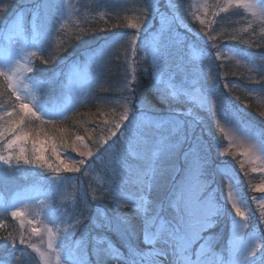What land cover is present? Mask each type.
<instances>
[{
	"label": "rangeland",
	"instance_id": "374dc122",
	"mask_svg": "<svg viewBox=\"0 0 264 264\" xmlns=\"http://www.w3.org/2000/svg\"><path fill=\"white\" fill-rule=\"evenodd\" d=\"M153 1L0 0V61L3 60L5 49L9 45L6 37L9 34L8 26L10 22L13 21L17 14L22 11L27 24L31 20L32 13L34 11H38L45 26V35L41 41V47L45 50L40 51L39 48L26 47V51H39V56L32 58V67L35 70L34 73H27L26 75L29 77L34 76L37 79L45 81V83L41 85V88L38 89L40 100L43 101L50 109L63 112V116L55 117V119L57 120V124H64L68 122L65 126H62V128L68 130L63 134L65 136L64 145L67 146L69 144L72 149V146L74 145L75 148L80 149V152H86L88 150L93 152V156L91 157H82L81 160L85 161L83 165L77 163L76 166L80 167L79 172L61 171L59 174L61 180L55 183L52 181V176L54 173L50 171L45 172L43 169L37 168L33 165H22L20 170H13L7 175L0 173V224L3 225V227H0V234L2 237L6 236L9 232H12L13 235H17L20 231H23L26 241H28L30 244L37 245L41 251H47V235L43 229L45 224L50 223L47 216V212L50 207L56 219V223L52 225L54 229L57 226L63 228L66 224L73 223L77 219L81 221L80 226L74 235H69L63 238L65 250L61 252V264H66L68 249L72 250L74 256L80 257L81 246L78 243V237L81 232L86 233L87 240V242L83 244V258L85 260L90 259L93 263L95 258L93 257V243L90 241V239H93V237L106 235L107 233L106 230L97 226L96 220L98 211L102 210L109 216H112L117 212H122L127 213L134 219H138L135 212L132 210L131 205L127 208L117 207L115 204L111 203L110 195L104 193V189L108 187V181H112L114 184L120 183V181L115 180L112 175V168L114 165L108 163V156L112 152L119 150V152L124 156L127 165L131 169L135 170L141 165H146L151 150L154 144L158 141H166L168 146L171 148V151L163 158V167L166 171L160 179V184L153 188V190L159 189L167 192L159 195V197L156 199L151 196V198L154 200L165 201L163 209L164 215H173V210L167 207L166 198L171 192L175 191L180 186L181 181L184 179L187 169L185 154L190 151L191 148L189 147L196 140L199 141L204 153L207 155V166H217L216 163L220 164L221 160L225 159L224 156L218 153V149L219 152H223L225 149L228 150L226 159L229 163H235L240 167L239 162L244 160L245 163L242 171L247 173L248 177L245 178L241 170H235L236 175L239 177L240 188L246 193V196L245 194L244 196L245 198L249 199L252 208H257V203L251 201L252 197H255L256 195V201L264 200V192H260L255 188L256 185L264 184V173L251 172V168L253 166H262L261 161L256 160L253 164L242 155L248 146L246 138L250 135V132L253 131L251 129L250 131H246L242 126H238L236 124L235 118H238V116L233 110H223V105L219 100H217L218 98H215L217 96L216 91H214L210 97L214 105L212 108H209L208 106L199 107L194 103L187 101L185 97L181 96L179 100L184 99L183 103L188 104V106L178 108L179 112H182V115L176 114L175 116L170 115L168 117H161V115H158V112H163L156 108L147 99L144 100L142 98L145 105L151 109L146 113L144 121L155 118L164 120H179L182 122L183 127L177 128L174 125L169 124L160 130H151L146 142L140 144L136 150L139 155L127 151L128 145L123 142V138H129L130 133L125 129L124 125L118 137L114 139L111 135V131H115V128L113 129L112 126L108 128L106 125H104V122H102V117L99 119L98 113L93 109H90L94 107L99 108V105L103 102V100L98 98L94 102H86L90 92L100 85L108 88L112 83L115 85L116 92H119V90L123 89L124 92H128V90L124 88V83L127 72L130 70V65H134L135 70L142 69L143 67L151 68L153 76V72L155 70L152 57L154 41L160 42L163 51V46L166 44L167 39L166 30L162 35L160 34V14L155 17L153 16L154 12L147 14V18L144 20V23L140 29V37L143 34L142 42H140L139 39L136 41L135 53L137 46L139 44L140 45L138 48L139 51L137 55L135 54L134 59L132 58L130 38L135 35L136 30L126 27L129 21H134L136 17L141 15V10L146 8L147 5L155 6ZM225 3L226 0H185V2L181 4L180 8L185 9L191 15L193 12H195L196 14L200 15L202 19H204L207 12L205 11L206 5L208 9L209 4L212 6L219 4L220 7H224ZM165 4L166 0L160 4L164 10L161 11L163 13H166ZM68 5H71L72 7L69 8L67 7ZM119 11H121L120 13L123 14L124 17L122 19V25L124 26V30L122 32H117L114 35H110L106 39H100L98 36L92 37L88 27L93 24L95 19L105 18L109 14L117 15L116 13ZM242 11L245 12L243 13L242 17L248 18L253 23H257L264 31V20L254 17L245 9H242ZM101 13H103V16H101ZM157 20L159 22V28L157 32L151 37L148 31L153 28V24ZM65 22H67L66 26L61 28V25L65 24ZM78 29L86 30L81 38L77 39L78 41L82 42V45L80 48H74L75 45L70 47L74 44V41L71 37L75 38ZM26 35H28L30 42V34L26 33ZM85 35H87V37L91 36L92 39H87ZM121 36H123L124 39L121 40ZM113 40H119V43L114 46V48L110 51V54L105 58L104 68L102 69L99 83H96L94 80L96 70L85 67V61L88 59L91 50L98 49L105 45L106 42H111ZM175 44L177 45L178 49L185 45V48L188 50V53L184 58V65L183 61L178 64V70L182 72L181 74H183L180 78L183 80L182 82L180 79L177 80V75L170 71L167 63L163 61L164 57L161 61V74L163 79L173 83L178 88H186L189 90L195 89L198 92L209 88L208 85L212 83L211 79L213 78L211 77L212 66L210 64V57H208L206 54H203L195 47V45L198 44L196 40H193V42H188L184 39L177 38L175 39ZM68 49H70V52H68V54L64 53ZM125 49L127 51H125ZM174 51H176V49H174ZM241 53L242 52L235 53L228 51L224 54L226 59L231 60V62L235 63L237 66H244V69L249 67V69L256 72L257 69L255 64L250 61L245 54ZM40 56H43V59L47 60L48 63H43L39 58ZM17 59L22 60V56L17 54ZM237 61H239V63H237ZM74 65H79V69L75 68ZM116 66L121 69V76L115 75V77L120 76L121 78L118 82L115 80V78H112L114 75L113 73H117L115 70ZM260 74L263 75L264 73ZM128 78L130 79L131 77ZM161 87H163V85H161ZM159 96L164 98L161 93ZM140 100L141 99L137 97V101L136 103L134 101V103L138 105ZM115 104H120L118 106L120 108L119 114L115 116V118L118 119L119 115L124 111L125 99L121 100L119 103L115 101ZM260 104H264V97L260 99ZM129 106L131 107V105ZM184 113H189L190 115L196 116L201 124V118H204L205 125L207 120H211L215 130H217L215 131L216 134L222 139L220 142L222 144H219L218 147H215V144L210 143L209 150L207 142L203 139L202 132L200 131L199 133H194V131L197 130V123L194 126V131L189 127L194 117L183 116ZM204 114H206V117ZM137 115H139V112H137ZM97 123L100 126L99 129H101L103 133H106L104 135H99L92 138L87 136V129L91 126V124ZM38 124L39 122H37V125ZM124 124H128V122L125 121ZM221 127L224 128V133L220 131ZM51 128L52 127L50 125H44V131H40V133H42V135H40V139L47 141L44 144V155L47 159L51 160L55 164L54 157L51 155V144L55 143L57 153L66 163L71 165L72 161L74 160L71 159V154L64 152L62 145H60L62 143L59 142V139H56L55 141L50 139V137L53 135V132L50 131ZM35 131H39V128L34 127V135ZM122 133L123 138L121 137ZM55 135L59 137L61 133H56L55 131ZM76 136L84 137V140H76ZM229 136H232L233 139L229 140ZM188 137L190 141H186ZM108 138H111V141H108L106 143L107 145L103 144V147H101L100 145L102 141ZM131 138L133 143H135L136 137L133 136ZM89 139L92 140L89 141ZM117 139L118 141L115 142L114 140ZM240 141H243V143L241 144ZM230 145L232 146L230 147ZM25 147L30 151L32 144L28 142ZM100 147L101 151L98 153V148ZM105 149H108V151H105ZM211 151H213V159H211ZM233 153H235V155H233ZM257 155H259L261 159H264V152L257 151ZM253 159L255 158L253 157ZM216 166L212 170V174H206L205 176L209 181H211V188L216 189L218 198L223 199L227 194L226 182L216 171ZM5 168L6 166L0 163V169ZM206 168L205 173L209 171L206 170ZM85 173H87V175H85ZM219 177L222 178V184L220 185H218ZM250 181L253 185L252 190L247 188L246 185L247 182ZM83 186L88 188L85 192L81 190ZM125 187L129 191L135 192V188L133 186L127 185ZM245 189L247 190L245 191ZM252 193L255 194L253 195ZM93 195L96 197H104L103 199L96 200L95 202L97 203L93 205L92 210L90 209L93 213V218L91 219L93 222L92 226L94 227L93 228L91 226V228L97 229V232H92L91 228L89 229L83 223L84 218L90 215V211L80 207V202L82 199H86L84 198L85 196H90L91 199ZM75 199H79V202L76 203ZM40 201L45 202V207L40 216L37 217L36 213L40 212ZM25 204L29 206L28 209L24 208ZM227 204L228 207L226 206ZM227 204H225V207H227L229 211H232L230 202H227ZM16 207H20L25 211L24 217H11L10 213L11 211L15 210ZM242 207H244L245 211H248L246 206ZM19 219L25 220L23 229H21L19 225ZM29 219L36 220L37 223L30 224L28 223ZM225 224L228 225V228L226 229L225 233L223 232V237L219 236L217 238L215 236L214 248L218 254L226 257L227 253L223 250L230 244V220L226 219L222 221V227H220L219 230H222L224 226H226ZM249 225L250 229L252 230L259 231L264 229V221L259 218L258 210L256 215L250 218ZM33 227L42 229L40 235H36L31 232ZM69 232L71 233V229H69ZM204 235L208 236L206 232ZM219 238H221L220 242L218 240ZM119 241H121V239L118 237L117 242ZM57 243H59V241ZM200 243H203V241ZM217 246L219 247L218 250L216 249ZM8 247L11 249V245ZM145 247L146 246L143 243L140 245L141 249ZM195 247L198 248L199 244H197ZM24 248V245L18 244L15 256L21 257L20 249ZM26 252L27 255L22 258V264H42L39 254L33 251V249L28 247ZM13 264H16V262L13 261ZM165 264H167V262H165Z\"/></svg>",
	"mask_w": 264,
	"mask_h": 264
},
{
	"label": "snow or ice",
	"instance_id": "6c2138e0",
	"mask_svg": "<svg viewBox=\"0 0 264 264\" xmlns=\"http://www.w3.org/2000/svg\"><path fill=\"white\" fill-rule=\"evenodd\" d=\"M67 7L71 8L72 6L68 5ZM154 7L159 12V7ZM167 7L174 8L175 5L169 3ZM232 7L245 9L254 17L264 20V0H226L220 11L227 12L228 8ZM205 11H207V5ZM147 14L148 9H142L141 15L136 17L134 21H129L126 25V27L136 30L135 35L130 38L133 59L135 57L136 41L140 37V29L147 18ZM159 14L161 35L165 30H170L173 24L180 22L175 13L171 16L163 12H159ZM216 14L213 13V15ZM192 15L202 26L205 25V20L200 15L195 12ZM101 16H103V13H101ZM66 23L62 24L61 28H64ZM210 27L211 24H208L204 28L203 38L212 41L211 46L219 49V46L214 43L217 37L208 35L207 30ZM249 27H251V24H249ZM85 31V29H78L75 38L80 39ZM8 33L6 39L9 45L5 49L3 60L0 61V163L6 166L5 169H0V173L7 175L13 170H20L22 165H33L45 172L54 173L52 181L55 183L61 180L59 175L61 171L79 172L80 167L76 166V161H72L71 165L66 163L57 153L55 143L51 144V155L54 157L55 164L44 155V144L47 141L40 139V131H44V125H50L53 130H56L57 120L55 117L63 116V112L50 109L40 100L38 89L45 81L26 75L27 73H34L32 58L39 56V51H26V47L39 48L40 51L45 50L41 47V41L45 35V26L39 12L34 11L31 20L27 24L23 12H19L14 20L10 22ZM26 33L31 36L30 42ZM120 39L122 40L124 37L121 36ZM225 39H239V37L227 36ZM245 42L250 43V41ZM118 43L119 40H113L106 42L98 49L91 50L88 59L85 61V67L96 70L94 76L96 83H99L105 58ZM125 51L127 50L125 49ZM17 54L22 56V60L17 59ZM215 55L220 58L221 51L217 50ZM152 57L155 68L153 87L162 96L175 99L183 96L187 101L199 107L208 106L212 108L214 106L210 99L214 92L213 88L198 92L195 89L178 88L173 83L163 79L161 74L163 51L159 41H154ZM39 58L43 63H48L47 60L43 59V56ZM248 59L255 64L257 71L264 73V58L260 61H256L253 57H248ZM74 67L79 69L80 66L74 65ZM129 68L130 70L125 77L124 88L133 95L124 98V111L118 119L113 121L115 131H111V135L115 136L116 131H119L121 125H124L130 133L129 138H123V133L121 134L123 142L128 145L127 151L139 155L136 150L140 144L146 142L151 130H160L169 124L182 128L183 124L179 120L160 118L144 121L146 113L151 109L145 105L142 99L138 105L134 103L138 89L133 87V84L137 78L134 65H130ZM257 83H260V81H257ZM260 91L264 92V88H261ZM114 111L115 109H113ZM137 112H139V115H137ZM172 115L175 116L176 113ZM261 115H264V112ZM125 121L128 124H124ZM37 122H39L38 125ZM235 122L246 131H250V123L243 121L242 117L235 118ZM195 124L196 120L194 118L189 125L193 131ZM34 127L39 128L35 135L33 134ZM67 131L65 128H60L58 132L61 135L57 137L54 131L50 139L53 141L59 139V142L63 144L65 143L63 134ZM220 131L224 133L225 130L221 127ZM133 136L136 137L135 143L131 138ZM228 139L232 140L233 137L229 136ZM246 139L248 146L242 155L253 164L256 160H260L262 165L260 167L253 166L251 172L264 173V159L257 155V151L264 152V132H250ZM76 140L83 141L84 137L76 136ZM28 142L32 144L30 151L25 147ZM106 143L107 139H104L100 146L103 147V144ZM240 143L242 144L243 141H240ZM72 147L74 151L80 152L79 148H75L74 145ZM105 151H108V149H105ZM170 151L171 148L166 141L156 142L146 165H141L135 170L127 165L119 150L108 156V163L114 165L112 175L120 183L114 184V182L108 181V187L104 189V193L110 195L111 203L117 207L127 208L131 205L138 219H134L127 213L117 212L109 216L102 210L98 211L97 226L107 232L115 233L127 249V255L121 252L107 235L93 237L95 264H165V262L167 264H264V229L252 230L249 225L250 218L256 215L257 210L259 218L264 221V200L256 201V198L252 197L251 201L257 203V208L251 207L249 199L245 198L240 191L239 177L236 175L235 169L226 159L227 149L223 152L217 150L225 159L221 160L220 164L216 166V171L226 182V196L223 199L218 198L216 189L211 188V181L205 176L208 158L199 141L196 140L190 151L185 154L187 169L184 179L181 181L180 186L166 198L167 207L173 210V215L163 214L165 201L152 199L151 193L153 188L160 184V179L166 171L163 167V158ZM80 155L91 157L93 152L88 150L80 152ZM84 163V160L79 161L80 165ZM239 163L240 168L243 169L245 161L242 160ZM127 185L133 186L135 192L127 190L125 187ZM255 188L260 192H264V184L256 185ZM103 198V196L96 197L95 195L91 197L93 201ZM227 202H230L232 211L225 207ZM242 206H246L248 211H245ZM44 207L45 202L40 201V212L36 213L37 217L43 212ZM24 208L28 209L29 206L25 204ZM10 215L13 218H21L25 216V211L20 207H16ZM47 216L50 223L45 224L43 229L47 235V251H41L37 245L26 241L23 231H20L17 235L9 232L6 236L0 237V250L11 245V251L5 256H0V264H10V261L22 264V258L27 255L26 249L28 247L39 254L42 264H61V252L65 250L63 238L74 235L81 221L77 219L73 223L66 224L63 228L57 226L54 229L52 225L56 223V219L50 207ZM226 219L230 220L231 234L230 244L223 250L227 253L225 257L215 251V236H205L204 233L215 228L218 223ZM28 223L35 224L37 221L29 219ZM24 224L25 220L19 219L21 229H23ZM0 227H3V225L0 224ZM69 229H71V233ZM41 231L42 229L37 227L31 229V232L36 235H40ZM140 237H142V242L146 246L143 249L139 247L137 242ZM58 241L59 243H57ZM201 241L203 243H200ZM86 242V233L81 232L78 237L81 255L76 257L72 250L68 249L66 264H92L90 259L85 260L83 258V244ZM18 244L25 246L24 249H20L21 257L15 256ZM197 244H199L198 248L195 247Z\"/></svg>",
	"mask_w": 264,
	"mask_h": 264
},
{
	"label": "trees",
	"instance_id": "16d2710c",
	"mask_svg": "<svg viewBox=\"0 0 264 264\" xmlns=\"http://www.w3.org/2000/svg\"><path fill=\"white\" fill-rule=\"evenodd\" d=\"M163 1L165 0L153 1L155 3V6L159 7V12L164 11L160 5L161 3H163ZM183 2H185V0H166V14L171 16L173 13H175L179 17L180 22L173 24L170 30H166L167 39L166 44L163 46V61L167 63L169 70L177 75L178 79H176H180V81L182 82L183 79H181L180 77H182L183 74H181L182 72L178 70V64L183 61L184 65V58L186 57L188 50L185 48V45H183L182 48L178 49L177 45L175 44V39H184L188 42H193V40H196L198 44H196L195 47L203 54H206L208 57H210V64L212 66L211 77L213 78L211 79L212 83L209 84L208 87L213 88L214 91H216L217 96L215 98H218L217 100L221 102V104L223 105V110H233L238 117H242L243 121L249 122L251 128L253 127V129H255L258 133L264 132V115H261V113L264 112V104H260V99L264 97V92L260 91L261 88H264V74H260L259 71L255 72L254 70L249 69V67L244 69V66H237L235 63L231 62V60L226 59V56L224 54L228 51H232L235 53L242 52L241 54H245L247 58L253 57L256 61H260L262 58H264V31L259 27L257 23H253L248 18L242 17L243 13L245 12H243L241 8L232 7L228 8L227 12H222L220 11V8L222 7H220L219 4H215L213 6L209 4L206 16L204 17L205 25L202 26L197 20L193 18V16L188 11L180 8ZM169 3L175 5V7H167ZM146 8L149 9L148 14L154 12V17L159 15V12L155 10L154 6L147 5ZM120 12L121 11L116 13L117 15L109 14L105 18L95 19L93 21V24L88 27V30L90 29L89 31L91 32L92 37L98 36L100 39H106L110 35H114L117 32H122L124 30V26L122 25V19L124 17ZM213 13L217 14L213 15ZM158 24V20L155 21V23L153 24V28L148 31L151 37L157 32L159 28ZM208 24H211V27L207 30L208 35H215L217 37L214 43L219 46V49L211 46L213 43L212 41H208L206 38H203V30ZM249 24H251V27H249ZM114 25H116V27H114ZM142 36L143 34L139 38L140 42H142ZM227 36H237L239 37V39H225V37ZM85 37L89 40L92 39L91 36L87 37V35H85ZM71 38L73 39L74 44L70 47L75 45L74 48H80L82 42L78 41L74 37ZM245 41H250V43H246ZM139 45L137 46V50L135 53L136 55L139 51ZM174 49H176V51H174ZM217 50L221 51L220 58H217L215 55ZM68 52H70V49H68L64 53L68 54ZM115 70L117 73H113L114 75L112 78H115V80L118 82L121 79V69L116 66ZM135 74L137 80L133 84V87H136L138 89L136 93V99L134 100L135 103L137 101V97L139 99H147L156 108L163 112H158V115H161V117H168L173 113L182 115V112H179L178 108H183L185 106H188V104L183 103L184 99L179 100L175 98L160 97V92L153 87V76L151 68L143 67L142 69H136ZM115 75L120 76L115 77ZM257 81H260V83H257ZM132 95L133 94L129 91L124 92V89L116 92L115 85L111 83L108 88L100 85L99 87L93 89L88 95L86 102H94L98 98L103 100V102L99 105V108L94 107L90 109L96 111L99 115V119H101L100 117H102V122H104V125L110 128L111 126L113 127V121L117 119L115 118V116H117L120 111V108L118 107L120 104H115V101L119 103L121 100H124L125 97H130ZM113 109H115L114 112ZM183 116H192L195 118L197 123V130H195L194 133H199L200 131L202 132L203 139L207 142L209 150L210 143L215 144V147H218L219 144H222L220 143L222 139L219 135L216 134L215 131L217 130H215V127L213 126V122H211V120H207V123L205 125L204 118H201L203 124L202 125L194 115L184 113ZM204 116L206 117V114H204ZM67 123L68 122L64 124H57L56 130H53L51 128L50 131H56V133H58L57 130L62 128V126H65ZM122 127L123 125H121L119 131H116V135L113 136L114 139L118 137ZM99 128L100 126L98 123L91 124V126L86 131V135L91 138L99 135H104L106 132L103 133V131ZM40 135H42V133H40ZM90 140L92 139H89V141ZM108 141H111V138H108L107 142ZM114 141L116 142L118 141V139ZM186 141H190L189 137L186 139ZM60 145H62L64 152L71 154V159L79 164V161L82 159L80 153L75 152L69 144L67 146H65L64 143ZM192 146L193 144H191L190 147L192 148ZM100 151L101 147L98 148V153H100ZM213 158V151H211V159ZM216 164L218 165V163ZM230 164L233 169L241 170L245 178L248 177V175H245V173L238 165H236L235 163ZM215 166L216 165H213V167H210V165L207 166L206 170L209 171H207L205 175L212 174V170ZM220 184H222L221 177H219L218 185ZM246 185L250 190L253 189L251 181L247 182ZM86 189H88L86 188V186H83V188H81V190H83L84 192L86 191ZM246 190L247 189H245V191ZM164 192L167 191L155 189L152 191L151 196L156 199ZM241 192H243L246 196V193L243 191V189H241ZM84 198L86 199H82V201L80 202V207L88 209L90 211V215L84 218L83 223L90 229L93 224L91 219L93 218V213L91 210L93 205H95V203L97 202L90 199V196H85ZM75 201L76 203H78L79 199H75ZM226 206L228 207V204ZM225 225L227 227L224 226L222 230H219L220 227H222L220 222L215 228L210 229L206 233L208 234V236H216L217 238L219 236L223 237V232L225 233L226 229L228 228V225ZM91 231L97 232L98 230L91 228ZM106 235L112 240L113 243H115L116 247H119L121 252L127 255V249L123 246L122 241L117 242L118 236L115 233L107 232ZM0 237H2L1 234ZM218 240L220 242L221 238H219ZM90 241L92 242V239H90ZM137 242L140 247V245L143 243L141 242V237ZM218 248L219 247L217 246L216 249L218 250ZM9 250H11L10 247L3 248L2 250H0V256H5L9 252ZM93 257L95 258V256ZM95 260L92 264H95ZM10 264H13V261H10Z\"/></svg>",
	"mask_w": 264,
	"mask_h": 264
}]
</instances>
